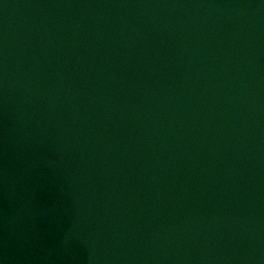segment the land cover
Listing matches in <instances>:
<instances>
[{"label": "water", "instance_id": "obj_1", "mask_svg": "<svg viewBox=\"0 0 264 264\" xmlns=\"http://www.w3.org/2000/svg\"><path fill=\"white\" fill-rule=\"evenodd\" d=\"M0 264H264V0H0Z\"/></svg>", "mask_w": 264, "mask_h": 264}]
</instances>
